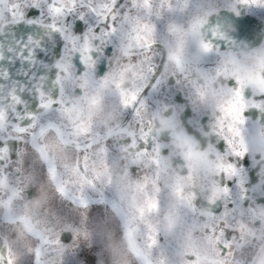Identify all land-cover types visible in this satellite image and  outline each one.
Returning <instances> with one entry per match:
<instances>
[{"label": "clouds", "instance_id": "clouds-1", "mask_svg": "<svg viewBox=\"0 0 264 264\" xmlns=\"http://www.w3.org/2000/svg\"><path fill=\"white\" fill-rule=\"evenodd\" d=\"M0 264H264V0H0Z\"/></svg>", "mask_w": 264, "mask_h": 264}]
</instances>
